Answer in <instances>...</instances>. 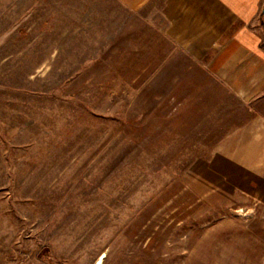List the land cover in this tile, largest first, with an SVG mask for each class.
<instances>
[{"label":"rangeland","instance_id":"374dc122","mask_svg":"<svg viewBox=\"0 0 264 264\" xmlns=\"http://www.w3.org/2000/svg\"><path fill=\"white\" fill-rule=\"evenodd\" d=\"M166 5L0 0V264H264V201L210 168L240 105Z\"/></svg>","mask_w":264,"mask_h":264},{"label":"crops","instance_id":"0c3cea01","mask_svg":"<svg viewBox=\"0 0 264 264\" xmlns=\"http://www.w3.org/2000/svg\"><path fill=\"white\" fill-rule=\"evenodd\" d=\"M118 1L138 12L152 0ZM165 1V36L207 80L199 92L221 91L240 105L239 122L218 140L210 168L264 201V41L254 24L262 0Z\"/></svg>","mask_w":264,"mask_h":264},{"label":"bare ground","instance_id":"6f19581e","mask_svg":"<svg viewBox=\"0 0 264 264\" xmlns=\"http://www.w3.org/2000/svg\"><path fill=\"white\" fill-rule=\"evenodd\" d=\"M99 263H101V262L99 261Z\"/></svg>","mask_w":264,"mask_h":264}]
</instances>
